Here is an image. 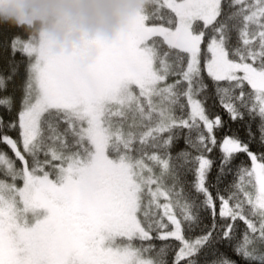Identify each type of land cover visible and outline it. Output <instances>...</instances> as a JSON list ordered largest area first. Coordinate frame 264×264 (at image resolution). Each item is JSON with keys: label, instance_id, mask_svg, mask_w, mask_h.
Returning a JSON list of instances; mask_svg holds the SVG:
<instances>
[{"label": "snow or ice", "instance_id": "1", "mask_svg": "<svg viewBox=\"0 0 264 264\" xmlns=\"http://www.w3.org/2000/svg\"><path fill=\"white\" fill-rule=\"evenodd\" d=\"M0 57V264H264V0H147L70 53L3 24Z\"/></svg>", "mask_w": 264, "mask_h": 264}, {"label": "clouds", "instance_id": "2", "mask_svg": "<svg viewBox=\"0 0 264 264\" xmlns=\"http://www.w3.org/2000/svg\"><path fill=\"white\" fill-rule=\"evenodd\" d=\"M147 0H0V25L22 27L43 38L54 54L82 49L87 41H111ZM95 49H83L85 62Z\"/></svg>", "mask_w": 264, "mask_h": 264}, {"label": "trees", "instance_id": "3", "mask_svg": "<svg viewBox=\"0 0 264 264\" xmlns=\"http://www.w3.org/2000/svg\"><path fill=\"white\" fill-rule=\"evenodd\" d=\"M148 23L149 24H152V23H161V22H159V21H149ZM20 34L22 36L24 35L22 32ZM9 38H11V33L9 34ZM15 59L17 61H23L21 63V65H20V74H19V77H18V79L16 81V85H17L16 96H17V99L19 100L20 96L22 95V91H21V87L20 86H22V84H23V82L25 80V75H26L25 74V66H26L27 60L20 53H17L16 54ZM4 63H5V60L2 57H0V65H3ZM0 71H2V68H0ZM4 74L6 75L7 73L5 72ZM9 91H12V87L11 86L9 87ZM216 110L218 112H220V114L222 115V117H223V119L225 121H228V116L226 114H224L223 112H221L219 109H216ZM229 123H231V122H229ZM232 127L235 128L236 125H232ZM221 135H222V133H221ZM241 135H243V132H241ZM179 146L180 147H183V144L181 143Z\"/></svg>", "mask_w": 264, "mask_h": 264}]
</instances>
